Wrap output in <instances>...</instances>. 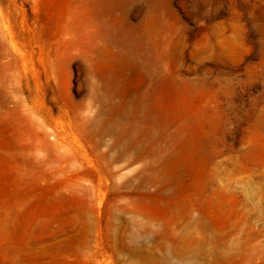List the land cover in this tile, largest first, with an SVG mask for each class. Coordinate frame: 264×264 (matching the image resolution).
Returning a JSON list of instances; mask_svg holds the SVG:
<instances>
[{"label": "rangeland", "instance_id": "rangeland-1", "mask_svg": "<svg viewBox=\"0 0 264 264\" xmlns=\"http://www.w3.org/2000/svg\"><path fill=\"white\" fill-rule=\"evenodd\" d=\"M0 264H264V0H0Z\"/></svg>", "mask_w": 264, "mask_h": 264}]
</instances>
